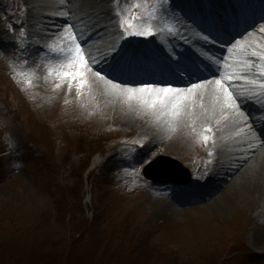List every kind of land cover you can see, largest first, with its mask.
Here are the masks:
<instances>
[{
  "label": "rangeland",
  "instance_id": "rangeland-1",
  "mask_svg": "<svg viewBox=\"0 0 264 264\" xmlns=\"http://www.w3.org/2000/svg\"><path fill=\"white\" fill-rule=\"evenodd\" d=\"M0 2L8 21L20 26L15 49L0 52V264H264V240L252 233L262 225L255 218L264 212L263 197H243L230 212L210 205L160 211L167 198L161 184L143 176L145 161L169 160V178H183L186 168L193 178L210 152L193 141L173 145L166 135L148 145L151 138L134 122L112 124L113 109L88 89L78 93L73 84L69 91L67 81L54 87L59 81L47 67L56 54L35 50L38 30L28 38L23 25L31 2ZM24 40L31 44L23 45L21 59ZM20 72L33 73L31 86ZM80 106L91 117L76 114ZM130 108L144 114L135 103ZM141 115L136 122L148 118ZM188 134L202 142L196 131ZM94 157L99 161L89 172Z\"/></svg>",
  "mask_w": 264,
  "mask_h": 264
},
{
  "label": "snow or ice",
  "instance_id": "snow-or-ice-1",
  "mask_svg": "<svg viewBox=\"0 0 264 264\" xmlns=\"http://www.w3.org/2000/svg\"><path fill=\"white\" fill-rule=\"evenodd\" d=\"M164 0H152L149 4L148 0L143 3L140 0L127 2L124 8L121 9L119 0L115 9L116 15L119 17V28L122 30L123 36H152L160 31L153 27V20L157 19L156 13L162 7ZM143 8V12H135L133 9ZM63 16H68V12L59 13ZM264 20V16L261 17ZM169 31H174L166 21H162ZM259 32L264 34V26L259 29ZM21 35H24L21 29ZM198 35L202 39L208 40L210 37L204 36L202 33ZM82 33H78L74 29L72 23L62 26L59 45L50 44L49 50L57 56L56 62L49 63L47 73L49 76L56 78L59 82L54 84V87L59 88L65 81L68 83L69 91L75 84L77 92L80 93L85 86L90 88L88 80L89 73L102 79L108 90L114 95L121 96L125 102L132 107L135 103L139 109L145 112H151L153 117L159 120L161 117L167 119L169 130L174 129L176 124L187 115L186 109L191 106L195 107L197 94L210 92L213 99V109L219 111L221 116L238 117L241 122H247L249 117L241 109V103L244 98L255 100L258 105L264 106V42L259 40L252 41H236L228 48V57H216L206 51L201 52L205 59L211 61L217 66L218 75L209 80H199L196 83H191L186 87L174 86L173 83H120L118 77L109 79L107 75H102L101 71L93 72V65L97 63L94 57L87 54L82 46ZM84 43H87L85 40ZM116 46L113 45L109 51L115 52ZM238 55H234L237 53ZM240 57H243L242 59ZM25 63H27L25 61ZM222 65L223 70H220ZM255 74L246 75L245 73ZM257 74L258 77L257 78ZM21 77L27 76L26 83L31 86L33 73L20 72ZM243 81L245 85L256 86L249 90L244 86H238L234 81ZM201 106L203 100L201 99ZM264 111V107L261 109ZM206 111V109H205ZM219 123V121H217ZM245 128L251 131V125L245 123ZM202 129L211 132L210 125H202ZM195 130V129H193ZM244 129H241L243 131ZM200 138L207 142L213 137L205 134V131L200 133ZM253 139H258L256 133L253 132ZM143 143V141H136ZM150 163V161H145Z\"/></svg>",
  "mask_w": 264,
  "mask_h": 264
},
{
  "label": "bare ground",
  "instance_id": "bare-ground-1",
  "mask_svg": "<svg viewBox=\"0 0 264 264\" xmlns=\"http://www.w3.org/2000/svg\"><path fill=\"white\" fill-rule=\"evenodd\" d=\"M27 1H30L33 4L32 7L34 8L33 12L26 18V25L28 26L27 32L28 35L32 37L36 32L37 25L39 23H46L50 18V16L45 13L46 9H58L56 2L59 1L66 8V3H68L69 0ZM91 1L92 4L89 5L90 11L88 13V17L89 21L92 22L91 27H93L95 24V18L100 16L105 4H107V0ZM97 9L99 10L98 13H96ZM102 13L105 15L106 11L103 10ZM89 37L93 41L96 40L95 37ZM101 37H105V34H103ZM111 37V41H109L107 44H101L96 46V48H103V50L108 49L107 46L109 44H112L118 40L114 33H111ZM259 37V41L264 42V34L260 33ZM172 39L177 43H180L181 46L187 45L177 40L175 36H172ZM14 47L15 46L12 48ZM188 48L191 50V52H193L189 46ZM189 54L193 55V53ZM253 71L255 70L253 69ZM91 76L96 78V76L93 74ZM94 78L88 79L90 82V88L85 86L84 89H88V94L90 93L91 95H89L91 97L93 96V98L96 97L98 103L104 104V107L106 108L109 107L110 109H113L114 114L112 116V124L125 127L128 124H132L134 122L133 125L136 126L138 130H140L141 134L145 133L151 138H148V145L160 141L165 135L168 136L169 141H171L173 145L175 144L185 147L187 142L191 143V141H193L195 145H200L202 142L195 139L193 136L190 138L188 132L191 131L193 133L196 131L197 136H199L202 130H204L202 129V125H210L211 132L205 131L208 135L213 137V141L208 140L205 142V149L207 152H211V161L207 164L206 170L203 171L200 169L199 176H201L203 172L209 171L208 176H205V182L201 188H206L209 184H212L215 179H217L214 176L215 171L219 172L220 174L224 172L226 173L227 170L232 169V171L230 173H226L229 176V184L226 187L225 193H228L223 194L224 196H221L222 193L215 195L210 202L202 205L201 207L208 208V205H210V210L217 212H230L235 209V203H237L241 198L247 196L249 202L255 198L263 197L262 202L264 203V148L260 149L257 147L256 140L252 138L253 134L251 131L245 128V123L241 122L238 117H233L231 115L228 117H223L218 110L214 112L213 99L210 92L203 93L202 97L201 94L198 93L195 101V107L193 108L189 106L186 109L188 114L183 116V118L176 124L174 129L169 130L167 119L165 117H161L159 120H157L155 117H153L151 112H148L147 114V112L142 111V113H144L142 115H146L148 118L145 120L143 119L141 122H136L135 119H138L141 113L134 108L127 107L121 103L120 100H123L124 98L111 93L102 79V81H98L97 78ZM34 84L36 86L35 81ZM113 96L117 97V100ZM201 99L203 100V106H201ZM66 108H69V104H66ZM61 111L65 112L62 109ZM68 112L70 113H68V116H73V110H68ZM74 112H77L76 114L79 113V115H82V117L85 116V118H87V116L91 117L88 109L85 107H81ZM137 113L140 115H136ZM217 121H219V123ZM225 127H234L237 137L229 141L228 137H230L232 134L225 136ZM241 129L244 130L241 131ZM217 136L219 138H217ZM97 159L99 161L98 157H94L92 159L88 169L89 172L97 164ZM227 165H230L231 167L227 168ZM159 166L161 168L166 167L165 164H161ZM225 186L226 184H224L222 189ZM189 189L190 191H193V187L190 186ZM173 200L177 202L175 199ZM173 200L172 204L174 205L171 204V199L168 198L164 202L160 201L158 203L159 210L162 211V209H164L166 213L172 212L174 210L177 211V207L175 206L176 204L173 202ZM255 232L256 234H254ZM252 233L253 236L256 235V240H264V225H261L258 228L256 227Z\"/></svg>",
  "mask_w": 264,
  "mask_h": 264
}]
</instances>
